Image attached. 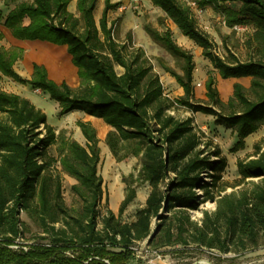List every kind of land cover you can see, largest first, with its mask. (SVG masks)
Here are the masks:
<instances>
[{"label":"trees","instance_id":"16d2710c","mask_svg":"<svg viewBox=\"0 0 264 264\" xmlns=\"http://www.w3.org/2000/svg\"><path fill=\"white\" fill-rule=\"evenodd\" d=\"M98 1L77 0V18L68 10L70 0H11L17 5L5 23L18 40L67 46L78 70V88L55 83L38 64L31 79L22 78L14 70L24 54L17 48L0 49V74L47 93L58 103L62 117L81 112L103 120L111 128L105 143L113 157L118 162L130 156L140 159L138 177L123 178L126 191L118 215L108 208L106 198L107 213L101 217V149L93 124L78 121L86 140L82 146L57 134L47 115L29 99L0 90V264H128L134 254L131 248L144 241L156 248L194 244L223 253L264 249V141L255 144L249 159L237 164L236 186L247 182L249 188L227 194L229 186L223 179L227 158L219 148L208 152L211 144L202 141L193 118L180 120L171 114L183 107L214 117L238 139L231 153L244 150L245 140L264 127V0H190L199 9L210 7L223 14L229 28H252L250 43L259 56L247 61L229 52L227 57L218 55L188 5L179 0H149L182 36L202 49L222 79L251 78L249 88L233 86L227 103L220 99L213 77L206 82L207 101H195L192 54L178 46L169 30L160 33L146 26L154 40L184 61L183 75L165 67L184 91L176 102L168 98L144 51H128L115 40L116 21L110 23L109 14L120 4L104 0L97 24ZM235 2L241 4L239 10L226 6ZM25 19L30 20L28 26ZM54 146L60 148L58 160L50 154ZM57 164L76 181L72 191L83 204L78 214L66 206L62 184L50 174ZM145 184L151 188L146 206L135 222L121 223L138 187ZM211 200H216V211L205 212L200 224L193 222L190 212ZM22 213L43 229L48 237L43 240L50 243L27 251L13 248L23 234ZM153 220L159 222L154 236ZM72 250L77 253L68 255Z\"/></svg>","mask_w":264,"mask_h":264},{"label":"rangeland","instance_id":"374dc122","mask_svg":"<svg viewBox=\"0 0 264 264\" xmlns=\"http://www.w3.org/2000/svg\"><path fill=\"white\" fill-rule=\"evenodd\" d=\"M70 1L71 3L68 7L69 12L79 18L80 14L77 10V0ZM112 1L113 3L120 4L118 8L113 9L109 14V22L116 21V26L113 31L115 40L119 44L126 45L128 51L133 49H142L144 51L153 67V71L160 77L165 94L168 98L176 102L184 95V91L177 83L176 79L166 72L165 67L173 70L179 75H183L184 61L183 59L173 56L162 43L154 40L146 32V26H151L160 33L169 30L178 46L192 54L195 63L193 73L195 101H207L206 82L209 77L215 79L216 87L222 101L226 102L233 96V85H231L228 80L221 78L210 61L203 57L200 47L190 39V41L183 39L184 36H182L177 26L167 18L166 14L160 8L154 6L149 0ZM179 1L191 7L199 27L211 36L218 55L227 57L229 52L241 61H247L250 58H257L259 56L258 52L255 50V46L252 47L250 43L253 34L251 27L244 25L247 28L246 31L233 30V28L228 27L225 16L220 12L210 7L199 9L197 6H192L190 0ZM226 6L234 10H239L241 4L235 2L228 3ZM103 9L104 0H99L94 12L97 24L100 22ZM117 71L121 73L122 69L117 68ZM243 86L246 87L245 85ZM0 90L8 94H14L29 99L32 104L47 115L49 124L56 129L57 134H60L67 140H75L82 146L86 145V140L77 123L78 121L89 122L88 115L75 112L62 117L60 116L58 103L52 101L47 93L35 88L33 89L30 86L21 85L7 77H1ZM171 114L180 120L193 118L194 126L197 132L201 134L202 141L205 144H211L207 149L208 152H213L216 148H219L223 156L227 158L228 166L223 175L225 184L229 186L226 192L227 194L238 192L242 188H249L247 182L239 187L236 186L240 179L237 164L239 160L245 161L249 159L254 152L255 144L264 141V127H261L254 135L245 140L244 150L231 153L238 139L236 135L232 133L231 129L219 126L214 117L201 113L194 114L183 107H177ZM1 118L2 116L0 115V119ZM91 120L93 126L97 130L101 149L99 175L103 179L104 199L99 210L101 217L107 213L105 202L106 198H108V208L117 216L126 191L123 178L129 175L138 177L141 161L139 158L130 156L124 161L118 162L105 143L106 136L111 131V128L107 126L103 120L97 118H92ZM50 154L58 160L60 158V148L54 146L50 150ZM50 174L54 179H58L61 182L62 197L66 206L73 214L80 213L83 204L72 191V186L76 184V181L65 174L59 164L51 168ZM204 179L205 181H209L206 176ZM162 190H166L165 185ZM150 191L151 188L148 184L138 187L137 198L120 218L121 223L131 224L136 221L137 213L146 206ZM199 194L201 193L199 192ZM216 208V200L207 201L200 205L198 209L190 212L191 220L200 224L204 218V213L209 212L212 214L216 211ZM21 221L23 223V234L17 241L18 246H14L13 248H22L27 251L32 246L50 243L49 239L43 240V238H48L47 235L43 233V229L32 219L28 218L25 213L21 214ZM158 223V220H153V233L158 229ZM56 227L60 228L61 224H57ZM131 249L134 254L132 260L129 261L128 264H264V249L248 253H243L242 251L238 253H223L218 250H210L194 244L190 246L178 245L156 248L154 245H150L148 241L136 243ZM115 251L119 252V250ZM76 253L75 250L67 252L68 255H74Z\"/></svg>","mask_w":264,"mask_h":264},{"label":"crops","instance_id":"0c3cea01","mask_svg":"<svg viewBox=\"0 0 264 264\" xmlns=\"http://www.w3.org/2000/svg\"><path fill=\"white\" fill-rule=\"evenodd\" d=\"M16 5L17 3H13L11 0H0V49L9 50L11 48H17L23 50L24 52L23 58L14 66L16 73L23 78L31 79L34 64H38L46 68L49 78L55 83L62 84L65 82L72 88H78L80 85V80L77 74L78 70L72 63V57L68 53L67 46H58L49 42L38 40H18L13 37L11 31L5 26V23L10 12L15 9ZM29 24L30 20L25 19L24 25L28 26ZM60 64H62L65 68H68L71 72L68 73L65 69H61L62 71L59 70L58 66ZM0 77L6 78L1 74ZM227 80L233 86L236 83H239L241 85H245L246 88H249L251 85V78L249 77L239 79L231 78ZM228 101L223 102L227 103ZM88 117V121L92 123L91 119L94 117Z\"/></svg>","mask_w":264,"mask_h":264},{"label":"built area","instance_id":"2783aa9c","mask_svg":"<svg viewBox=\"0 0 264 264\" xmlns=\"http://www.w3.org/2000/svg\"><path fill=\"white\" fill-rule=\"evenodd\" d=\"M192 6H197L196 3L192 2L191 3ZM198 8V7H197ZM233 30H237V31H246L247 28L245 26H241V25H236L235 27H233Z\"/></svg>","mask_w":264,"mask_h":264},{"label":"bare ground","instance_id":"6f19581e","mask_svg":"<svg viewBox=\"0 0 264 264\" xmlns=\"http://www.w3.org/2000/svg\"><path fill=\"white\" fill-rule=\"evenodd\" d=\"M183 39H184V40H187V41H190V40H189L188 38H186V37H183ZM43 55H44V54H43ZM58 60H59V59H58ZM63 67H64V66H63L62 64H60V65L58 66V69L61 70V69H63ZM64 69L67 70L68 73L71 72L70 70H68V68H65V67H64ZM61 71H62V70H61ZM206 264H208V263H206Z\"/></svg>","mask_w":264,"mask_h":264},{"label":"water","instance_id":"95a60500","mask_svg":"<svg viewBox=\"0 0 264 264\" xmlns=\"http://www.w3.org/2000/svg\"><path fill=\"white\" fill-rule=\"evenodd\" d=\"M155 234H156V232H154L152 236H154ZM152 236H151V237H152Z\"/></svg>","mask_w":264,"mask_h":264}]
</instances>
